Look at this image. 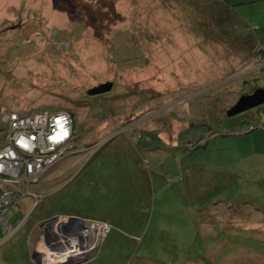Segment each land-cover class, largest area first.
I'll use <instances>...</instances> for the list:
<instances>
[{
  "label": "rangeland",
  "instance_id": "1",
  "mask_svg": "<svg viewBox=\"0 0 264 264\" xmlns=\"http://www.w3.org/2000/svg\"><path fill=\"white\" fill-rule=\"evenodd\" d=\"M249 29L264 0H0V130L63 110L87 139L0 221V264H264V104L228 115L264 87ZM68 216L110 231L76 251L45 229Z\"/></svg>",
  "mask_w": 264,
  "mask_h": 264
},
{
  "label": "built area",
  "instance_id": "2",
  "mask_svg": "<svg viewBox=\"0 0 264 264\" xmlns=\"http://www.w3.org/2000/svg\"><path fill=\"white\" fill-rule=\"evenodd\" d=\"M258 28L253 26V29ZM258 65L259 69H264V56ZM1 119L7 127L0 130V221L7 223L4 216L19 198L30 196L36 204L43 200V196L32 190L31 186L40 185L42 176L61 159L78 152L79 145L74 141V120L68 111H10L3 113ZM256 128L264 130V124H252L243 132ZM94 229L99 231L97 241L108 234L110 225L105 221L86 222L85 225L76 222L74 225L68 224L64 233L69 235L68 243L76 244V251L80 249L79 244L81 249L91 251L96 246L95 239L92 240L94 244L88 246L89 235ZM72 235L77 237L75 244L70 238L74 237ZM85 244L88 247H84ZM56 249L59 251L55 253L69 259L70 254H62L61 248ZM77 253L80 255L83 252Z\"/></svg>",
  "mask_w": 264,
  "mask_h": 264
},
{
  "label": "water",
  "instance_id": "3",
  "mask_svg": "<svg viewBox=\"0 0 264 264\" xmlns=\"http://www.w3.org/2000/svg\"><path fill=\"white\" fill-rule=\"evenodd\" d=\"M114 86V81L108 80L106 82H102L90 89L87 90L89 95H100L103 93H107L112 90ZM264 104V88H260L255 90L253 93L243 94L240 96L238 101L231 106L228 115L235 116L240 113L246 112L248 110L254 109L260 105ZM66 220V219H65ZM80 222L82 225H85V221L81 218L68 216L67 221L62 220L59 217H55L50 220V226H53L55 222H61V225L66 227L68 226L67 222ZM48 226V225H47ZM49 226V227H50ZM34 257L36 258L38 264L41 263V259L39 257L38 252L34 253Z\"/></svg>",
  "mask_w": 264,
  "mask_h": 264
},
{
  "label": "trees",
  "instance_id": "4",
  "mask_svg": "<svg viewBox=\"0 0 264 264\" xmlns=\"http://www.w3.org/2000/svg\"><path fill=\"white\" fill-rule=\"evenodd\" d=\"M257 26V25H255ZM259 29V28H258ZM257 30V29H255ZM255 30L253 29H249L247 32H245L243 35H239L238 33H236V35H230V39L231 41L236 44L238 47L242 48L243 50H245L247 52V54L250 56H254L255 57V60L253 61H256V60H260L262 59V57L264 56V48H259L257 49V45H258V42H257V35L254 34L255 33ZM229 38V37H228ZM257 56V57H256ZM257 58V59H256ZM258 61V62H260ZM261 88H264V87H261ZM257 89H260V88H257ZM255 89V90H257ZM254 90V91H255ZM254 91H250V92H246L244 94H248V93H253ZM60 111V110H59ZM57 111V112H59ZM63 111V110H62ZM38 112V111H37ZM48 112V111H46ZM72 114L73 116V120H74V133H73V137H74V141L76 144H80V143H85L87 141V139H83V141H78L77 139V136H76V128H75V117H74V113L71 112V111H68ZM92 147V146H91ZM69 156V155H68ZM67 157V156H66Z\"/></svg>",
  "mask_w": 264,
  "mask_h": 264
},
{
  "label": "flooded vegetation",
  "instance_id": "5",
  "mask_svg": "<svg viewBox=\"0 0 264 264\" xmlns=\"http://www.w3.org/2000/svg\"><path fill=\"white\" fill-rule=\"evenodd\" d=\"M45 227V226H44ZM48 229V230H50V229H53L54 228V225L53 226H46L45 227V229ZM42 229V228H41ZM66 229V227H64V226H62L61 225V222H58L57 223V227H56V234H55V237L56 238H58L59 237V235L61 236L62 235V232H64V230ZM52 233V232H51ZM49 262V264H51V263H57L58 261H57V259H52V260H50V261H48ZM47 262V263H48Z\"/></svg>",
  "mask_w": 264,
  "mask_h": 264
},
{
  "label": "bare ground",
  "instance_id": "6",
  "mask_svg": "<svg viewBox=\"0 0 264 264\" xmlns=\"http://www.w3.org/2000/svg\"><path fill=\"white\" fill-rule=\"evenodd\" d=\"M63 160V159H62ZM78 226V225H77ZM66 244H68V243H66ZM60 245V244H59ZM65 250H67V249H65ZM71 251H73V250H70L69 252L70 253H72ZM52 252V251H51ZM52 253H54V252H52ZM47 257H45V258H43L42 257V260L44 261L45 260V262H48V261H50V260H52L53 258H52V256H51V253H48L47 255H46ZM55 259H57V258H55ZM44 262V263H45ZM45 264H49V262L48 263H45ZM52 264V263H51Z\"/></svg>",
  "mask_w": 264,
  "mask_h": 264
},
{
  "label": "crops",
  "instance_id": "7",
  "mask_svg": "<svg viewBox=\"0 0 264 264\" xmlns=\"http://www.w3.org/2000/svg\"><path fill=\"white\" fill-rule=\"evenodd\" d=\"M258 46V45H257ZM257 49H259V48H257ZM253 58H255L254 56H251V60L253 61ZM257 59V58H256Z\"/></svg>",
  "mask_w": 264,
  "mask_h": 264
}]
</instances>
